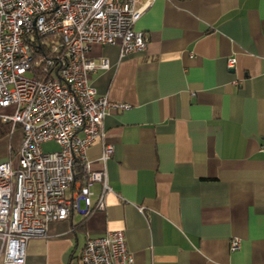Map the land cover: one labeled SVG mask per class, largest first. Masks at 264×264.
Masks as SVG:
<instances>
[{
  "label": "crops",
  "instance_id": "0c3cea01",
  "mask_svg": "<svg viewBox=\"0 0 264 264\" xmlns=\"http://www.w3.org/2000/svg\"><path fill=\"white\" fill-rule=\"evenodd\" d=\"M134 29L145 49L88 54L109 63L89 84L128 105L103 118L105 209L49 222L25 264H75L88 238L118 229L133 264H264V0H153ZM20 140L19 127L0 137V161L16 164ZM86 153L99 168L100 142Z\"/></svg>",
  "mask_w": 264,
  "mask_h": 264
},
{
  "label": "built area",
  "instance_id": "2783aa9c",
  "mask_svg": "<svg viewBox=\"0 0 264 264\" xmlns=\"http://www.w3.org/2000/svg\"><path fill=\"white\" fill-rule=\"evenodd\" d=\"M152 1L0 0V121L21 130L16 164L0 161V264H25L28 240L45 238L49 222L105 209L113 146L103 118L128 105L89 84L88 74L109 63L96 64L88 54L94 43H116L120 56L145 49L147 37L134 23ZM45 37L49 55L35 42ZM53 60H60L59 70L51 77ZM234 61L227 60L228 68ZM33 64L41 65L37 74ZM96 140L101 166L94 169L86 151ZM48 141L57 150L45 151ZM238 246L237 238L230 241L231 251ZM75 264H133L123 230L88 238Z\"/></svg>",
  "mask_w": 264,
  "mask_h": 264
},
{
  "label": "trees",
  "instance_id": "16d2710c",
  "mask_svg": "<svg viewBox=\"0 0 264 264\" xmlns=\"http://www.w3.org/2000/svg\"><path fill=\"white\" fill-rule=\"evenodd\" d=\"M35 42L36 43H41L42 46H44V50H45V53L46 55L48 54L49 55V52H51V48H52V45H51V41H50V37H45V38H35ZM56 44H58L56 42ZM37 44H35L32 48L34 49V47L36 46ZM47 49V50H46ZM35 50V49H34ZM36 51V50H35ZM61 51V48L60 50ZM54 56V55H53ZM59 61L60 60H53V65H52V68H51V71L48 74V76H54V75H58V70H59ZM43 64V62H41V65ZM41 65H36V64H33V67L35 68V74L38 73ZM52 72V73H51ZM10 131V125L9 123H4V122H1L0 121V137L5 135L6 133H8Z\"/></svg>",
  "mask_w": 264,
  "mask_h": 264
},
{
  "label": "rangeland",
  "instance_id": "374dc122",
  "mask_svg": "<svg viewBox=\"0 0 264 264\" xmlns=\"http://www.w3.org/2000/svg\"><path fill=\"white\" fill-rule=\"evenodd\" d=\"M42 147H43V149H44L45 151L57 150V148H58V147H57L54 143H52V142L44 143Z\"/></svg>",
  "mask_w": 264,
  "mask_h": 264
}]
</instances>
